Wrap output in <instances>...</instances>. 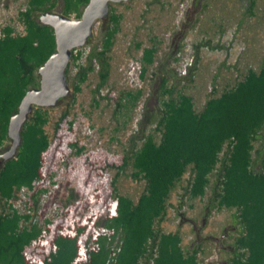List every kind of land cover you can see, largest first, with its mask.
Segmentation results:
<instances>
[{"label":"trees","instance_id":"1","mask_svg":"<svg viewBox=\"0 0 264 264\" xmlns=\"http://www.w3.org/2000/svg\"><path fill=\"white\" fill-rule=\"evenodd\" d=\"M255 1L250 0V9ZM87 3L25 0L14 25L0 29V153L9 146L10 116L27 90L39 86L37 70L55 51L53 30L38 21L39 15L58 10L77 19ZM115 5L110 4L107 16L99 21L96 41L91 36L83 48L71 51L65 72L69 76L70 68L76 70L70 83V102L54 124V131L63 122L72 129L69 110L95 67L98 83L94 94L109 80L111 52L123 20ZM205 9L204 4L200 14ZM190 23L183 19L182 30L174 35L179 33L178 39L183 40L185 26ZM161 45L153 36L148 45L138 41L133 46L140 51L139 79L143 82L153 69L154 104L149 109L150 96L145 98L135 129L121 144L122 157L112 181L114 184L129 170L133 181L143 182L141 193L132 198L114 186L103 214L93 213L78 222L69 220L71 208L66 207L60 221H40V200L55 184V174L46 165L52 145L47 131L52 108L33 107L22 126L16 155L6 161L0 159V264H200L205 240L196 239L184 246L179 229L166 232L160 228L177 188L181 189L177 214L187 202L193 208L195 200L204 201L206 216L213 211H233L236 231L224 264H264V56L257 69H246L220 88L213 85L198 109L187 89L199 48L208 47L209 41L193 46L194 61L184 75L172 67L180 61L177 54L183 45L166 53ZM85 47L89 48L87 53ZM144 96L142 89H121L113 97L114 140L134 123ZM69 146L75 148V155L84 150L77 142ZM22 189L28 195L23 211L13 204ZM70 193L68 202L76 199L72 189Z\"/></svg>","mask_w":264,"mask_h":264},{"label":"rangeland","instance_id":"2","mask_svg":"<svg viewBox=\"0 0 264 264\" xmlns=\"http://www.w3.org/2000/svg\"><path fill=\"white\" fill-rule=\"evenodd\" d=\"M24 1L0 0V29L6 24L14 25L17 10ZM249 2L250 0H129L125 4L115 5L117 11L123 14V20L111 52L107 84L93 93L98 83L95 67V72L82 85L81 92L76 95L69 110L68 119L73 121L71 130L67 122H63L54 131V124L70 102L71 92L63 102L51 107V121L47 131L52 138V145L46 154V165L55 174V184L49 187L48 193L40 200V221L54 219L58 222L61 212L70 207L69 220L84 222L93 213H104L114 186L120 193L132 198H136L143 190V182L133 181L128 176L129 170L121 173L114 184L112 182L117 171L115 166L122 157L121 144L135 129L145 98L150 96L149 109L154 104L151 98L152 85H155V82L151 83L153 69L149 70L143 82L139 79L140 51H135L134 44L141 41L143 45H148V40L157 36L162 42L161 50L164 53L175 52L178 45H183L181 52L177 54L180 61L172 64V67L178 74L184 75L194 61L193 46L209 41L208 47L199 48L198 60L187 89L194 97L196 107L200 109L213 85L220 88L224 83L238 78L246 69L259 67L264 56V0H256L251 9ZM204 4L206 9L200 14ZM197 17L198 22L195 24ZM183 19L186 22L191 20V23L185 26V37L180 40L179 33L177 36L174 33L182 30ZM99 21L93 28V42L97 39ZM88 49L85 47V53ZM75 72L72 67L69 76H66L71 91L70 83ZM121 89H142L145 96L135 111L134 123L120 132L117 140H114L112 132L116 124L113 119V97ZM74 142L84 147L80 155H75V148L69 146ZM187 178L188 174L184 176L183 183ZM71 189L76 199L68 202ZM180 193L181 189L177 188L171 194L167 216L160 228L166 232L179 229L184 246L194 244L196 239L205 240V255L200 256V264H224L230 251L231 237L236 231L232 222L233 211H213L206 216L204 201L195 200L192 202L193 208H189L187 202L177 214ZM26 195V191H20L18 198L13 201L14 206L21 211L28 198ZM181 213L183 215L179 216ZM196 234H199V238H195Z\"/></svg>","mask_w":264,"mask_h":264},{"label":"water","instance_id":"3","mask_svg":"<svg viewBox=\"0 0 264 264\" xmlns=\"http://www.w3.org/2000/svg\"><path fill=\"white\" fill-rule=\"evenodd\" d=\"M129 0H88L79 18H70L57 12L41 13L38 21L53 30L55 51L37 70L39 86L27 90L17 111L8 121L9 146L0 153L2 161L13 158L21 143V129L33 107L51 108L71 92L66 79V69L71 51L82 47L92 36L94 25L104 19L110 4L126 3Z\"/></svg>","mask_w":264,"mask_h":264},{"label":"built area","instance_id":"4","mask_svg":"<svg viewBox=\"0 0 264 264\" xmlns=\"http://www.w3.org/2000/svg\"><path fill=\"white\" fill-rule=\"evenodd\" d=\"M21 191H23V192H24V191H25V189H22Z\"/></svg>","mask_w":264,"mask_h":264}]
</instances>
